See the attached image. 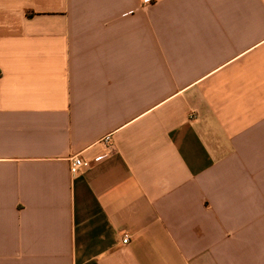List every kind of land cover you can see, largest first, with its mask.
I'll list each match as a JSON object with an SVG mask.
<instances>
[{
	"label": "crops",
	"instance_id": "crops-1",
	"mask_svg": "<svg viewBox=\"0 0 264 264\" xmlns=\"http://www.w3.org/2000/svg\"><path fill=\"white\" fill-rule=\"evenodd\" d=\"M0 264H264V0H0Z\"/></svg>",
	"mask_w": 264,
	"mask_h": 264
},
{
	"label": "built area",
	"instance_id": "built-area-1",
	"mask_svg": "<svg viewBox=\"0 0 264 264\" xmlns=\"http://www.w3.org/2000/svg\"><path fill=\"white\" fill-rule=\"evenodd\" d=\"M84 164L83 160L81 158H75L73 160V165H72V171L75 173L79 167H81ZM131 240L130 234L126 233L123 238V243L127 244Z\"/></svg>",
	"mask_w": 264,
	"mask_h": 264
}]
</instances>
